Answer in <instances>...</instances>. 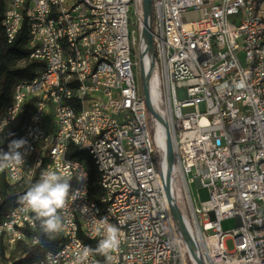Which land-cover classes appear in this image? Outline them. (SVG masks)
Segmentation results:
<instances>
[{"label": "built area", "instance_id": "1", "mask_svg": "<svg viewBox=\"0 0 264 264\" xmlns=\"http://www.w3.org/2000/svg\"><path fill=\"white\" fill-rule=\"evenodd\" d=\"M17 1H25L26 22L35 24L27 48L29 59L41 67L32 83L16 91L25 109L34 108L36 121L19 149L23 162L0 173L7 183L6 172L17 178L24 159L34 157L28 184L17 182L9 194L27 190L46 170L72 182L61 214L63 228L51 235L63 238L42 264H75L82 241L98 244L102 238L94 232L100 219L88 208V198L97 194L88 192L85 160L67 156L73 132L57 77L61 53L52 47L41 0H13L15 17L4 30L14 41L20 33L15 32ZM89 1L92 11H84L81 0L70 1L67 15L77 20L76 39L93 63V70L83 65L90 82L84 94L91 103L87 146L102 155L101 172L111 184L112 202H104V212L105 205L114 204L132 218L123 238L127 264H197L167 197V134L146 104L143 72L150 74L153 106L170 126L171 189L178 205L179 194L184 200L180 208L196 252L204 264H264V48L256 0H152L154 62L142 33L144 0ZM107 62H114V70H107ZM41 110L50 113L49 126H41ZM120 146H127V153H120ZM45 147H52V155H45ZM132 171H139L140 183L132 182ZM115 181H122V188H115ZM193 183L211 188L210 210L196 205ZM25 207L0 219L3 250H8L5 241L13 244L14 232H21L22 243H41L34 232L38 221L25 214ZM233 217L237 226L223 230L221 222ZM66 233H73V244H66ZM83 264H113V256L91 263L89 254Z\"/></svg>", "mask_w": 264, "mask_h": 264}, {"label": "bare ground", "instance_id": "2", "mask_svg": "<svg viewBox=\"0 0 264 264\" xmlns=\"http://www.w3.org/2000/svg\"><path fill=\"white\" fill-rule=\"evenodd\" d=\"M72 0H41L43 8V16H46V25L48 27L49 36L52 38V47H56L61 53V62H57V77H60L61 95L63 102L68 108L69 119L68 126L73 132V140H67V156H72L73 151H80L89 155L93 162V169L98 182V190L91 187V170L86 165V173L88 178V192L97 194V199L88 198V208L93 211L99 219L107 218L108 222L117 226L121 231V244L113 256V264H127V248L123 238L126 236L127 226H132V218H127L124 209H116L114 204L105 205L104 202H112V189L110 183H105V175L101 172L103 168V157L97 148L87 146L90 136L89 119H91V103L90 98L84 94L90 91V82L85 81V70H93V63H89V58L85 55L84 46L78 43L76 39L77 20L67 15ZM251 1V0H243ZM257 17L261 23L260 36L263 40L264 48V0H256ZM81 8L84 11H92V3L89 0H81ZM17 18L15 21V32H21L24 25L27 28V46L33 43L36 27L33 22H26L25 1H17ZM15 17L13 0H6V7L2 19L4 28H11V22ZM10 43L14 39L10 36V32H5ZM261 64L264 67V54H261ZM107 70H114V62H107ZM33 77L22 76L17 78L13 88L12 98L8 106L0 113V139L5 135L6 131L18 125L25 112V120L23 121L15 140L23 139L26 136L29 126L36 121L34 108H26L25 102H18V93L16 88H21L22 84H30ZM15 108L12 116V109ZM50 113L48 110L40 111L41 126H49ZM120 153H127V146H120ZM45 155H52V147H45ZM34 157H26L24 159V167L17 173V178L13 172H6L7 184L15 187L17 182L19 185H26L29 182V176L33 174ZM132 182L140 183L139 171H132ZM5 183L4 173H0V194ZM115 188H122V181H115ZM27 190L17 191L16 194H9L11 198L9 206L0 215V219L16 214L18 208L24 206L19 197ZM0 196V201H4ZM6 202V201H5ZM26 215H33L28 207H25ZM62 209L59 210L61 216ZM123 221L121 224L120 222ZM22 243L21 232H14L12 241H5L4 254L0 257V264H18L20 257L14 258L12 255L18 246ZM23 244L33 246L32 241H24ZM66 244H73V233H66ZM2 245V242H0ZM88 247L90 251V262L99 263V255L95 253V248L87 241H82V248ZM43 247V246H42ZM55 248L46 250L41 256L30 264H42L48 257L53 254ZM25 256V255H23Z\"/></svg>", "mask_w": 264, "mask_h": 264}, {"label": "trees", "instance_id": "3", "mask_svg": "<svg viewBox=\"0 0 264 264\" xmlns=\"http://www.w3.org/2000/svg\"><path fill=\"white\" fill-rule=\"evenodd\" d=\"M6 7V0H0V113L8 106L11 101L13 88L16 83L17 78L22 76L34 77L36 75L37 69L41 67V63L30 60L31 50L27 48V28L24 26L23 30L19 33L14 42L10 43L7 39L4 27L2 25V19ZM25 117L22 121L8 129L5 135L0 139V150L7 151L8 145L11 141L15 140L16 134L19 131ZM72 156L81 158L85 160L86 164L91 170V187L98 190V182L95 176V171L93 169V162L89 155L80 151H73ZM71 186V181L67 180ZM15 187L3 184V189L0 196L5 199L6 202L0 203V215L9 206L11 198H9V192L13 191ZM97 196L93 198L96 199ZM40 236L41 243L28 246L21 243L18 248L14 251L13 257H20L18 264H30L41 256L46 250L53 249L62 240L63 237L55 235L46 234L42 231L39 226L36 231H34ZM87 242L96 249L97 244L95 240H88ZM41 245H44L43 247ZM25 255V256H23ZM102 258V255L99 254ZM0 257L4 258L3 246L0 245Z\"/></svg>", "mask_w": 264, "mask_h": 264}, {"label": "clouds", "instance_id": "4", "mask_svg": "<svg viewBox=\"0 0 264 264\" xmlns=\"http://www.w3.org/2000/svg\"><path fill=\"white\" fill-rule=\"evenodd\" d=\"M23 139L13 140L8 145V150H0V171L13 164L23 162V157L19 149L25 145ZM70 184L58 172L46 170L41 174L40 179L35 182L27 191L19 197L21 203L28 207L34 214V219L39 222V226L46 234H55L63 228L62 217L59 210L66 205L69 196ZM121 224L123 221L120 222ZM94 232L102 235L98 241L95 251L111 259V255L118 251L121 244L120 229L109 223L107 218L101 217L95 223ZM88 247H83L75 254V264H83L89 257Z\"/></svg>", "mask_w": 264, "mask_h": 264}, {"label": "water", "instance_id": "5", "mask_svg": "<svg viewBox=\"0 0 264 264\" xmlns=\"http://www.w3.org/2000/svg\"><path fill=\"white\" fill-rule=\"evenodd\" d=\"M152 11H153V5L152 0H144V28H143V39L146 42L147 51H151L153 53V62L155 59L154 55V43H153V36L151 32V19H152ZM149 73L143 72L142 77V88H143V94L145 97L146 104L148 106V109L150 112H152L165 126L166 134H167V153H168V161H169V168L167 171V176L165 179V189L167 193L168 200L170 202L172 213L174 216V219L176 221V224L179 228V230L182 232L187 244L188 248L193 256V258L196 260L197 264H204L202 258L199 256V254L196 252V243L194 240V237L192 235V232L190 230V227L188 226L186 219L184 217V214L178 205L177 201L174 198L172 189H171V175H172V166L174 162V148H173V142L170 132V126L168 122L162 117V115L154 108L151 95H150V88H149Z\"/></svg>", "mask_w": 264, "mask_h": 264}, {"label": "rangeland", "instance_id": "6", "mask_svg": "<svg viewBox=\"0 0 264 264\" xmlns=\"http://www.w3.org/2000/svg\"><path fill=\"white\" fill-rule=\"evenodd\" d=\"M132 13H134V8H132L131 13H130V17H131L130 25H131V28L134 29L137 27V25H135V16ZM136 73L141 75V68L137 67ZM185 110H192V107H187L185 108ZM191 188L195 196L196 205L199 208H202L204 210H210L211 209V202H210L211 188L208 186L197 185L196 183L191 184ZM178 198H179L178 202H179L180 207L184 209V200L180 194L178 195ZM221 226L223 230L229 231L237 226V220L235 217L224 219L221 222ZM227 246L229 249H232L234 247V240L232 238H229L227 240Z\"/></svg>", "mask_w": 264, "mask_h": 264}]
</instances>
